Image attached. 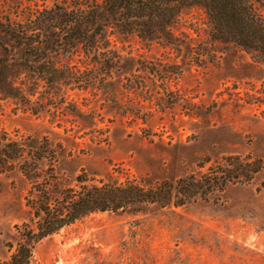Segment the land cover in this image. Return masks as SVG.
Segmentation results:
<instances>
[{
    "label": "rangeland",
    "instance_id": "obj_1",
    "mask_svg": "<svg viewBox=\"0 0 264 264\" xmlns=\"http://www.w3.org/2000/svg\"><path fill=\"white\" fill-rule=\"evenodd\" d=\"M14 1L0 0V16ZM18 1L51 6L59 0ZM254 3L264 15V0ZM172 30L185 40L181 53L134 33L110 32L109 38L121 56L147 66L182 63L180 74L164 84L181 95L176 103L158 104L166 95L156 74L138 72L150 88L134 90L123 88V72L114 70L115 85L108 90L62 89L76 112L59 97L49 101L37 93L44 107L34 113L0 96V132L21 141L29 136L61 143L57 167L69 185L82 170L95 180L155 181L204 173L223 155L264 158V65L213 40L199 6L183 10ZM82 57L78 52L59 62L85 70ZM148 76L158 78L154 83ZM147 89L153 90L151 99ZM207 158L212 161L205 163ZM27 189L18 170L0 173V264L15 249V225L31 217ZM33 264H264V169L247 185L229 186L218 201L90 214L42 239Z\"/></svg>",
    "mask_w": 264,
    "mask_h": 264
},
{
    "label": "trees",
    "instance_id": "obj_2",
    "mask_svg": "<svg viewBox=\"0 0 264 264\" xmlns=\"http://www.w3.org/2000/svg\"><path fill=\"white\" fill-rule=\"evenodd\" d=\"M10 3L14 4H8L9 12L0 16V96L28 105L34 113L44 107L42 95L49 101L59 97L67 109L78 111L62 89L94 85L108 90L115 85L114 70L123 72L121 86L134 90L147 85L138 72L156 74L166 95L160 96L158 104L176 103L181 95L164 84L180 74L182 63L150 62L152 66H147L144 60L125 58L111 48L109 33L160 40L181 53L185 40L172 26L183 10L195 6L204 9L213 40L236 46L264 65V15L254 0H59L51 6L24 5L18 0ZM78 52L83 54L85 70L59 62L61 56ZM157 78L148 76L151 82ZM152 91H146L150 99ZM37 93L40 96L35 97ZM61 145H53L45 137L38 142L29 136L21 141L0 132V173H21L28 183L25 198L31 210L29 221L15 225V249L1 264H33L35 247L42 239L90 214L137 213L151 206L177 208L208 203L212 198L218 201L229 186L247 185L264 169L262 157L230 154L213 161L207 158L205 163L212 162L200 174L119 183L95 180L82 170L76 183L69 185L63 184L58 172L64 154Z\"/></svg>",
    "mask_w": 264,
    "mask_h": 264
}]
</instances>
